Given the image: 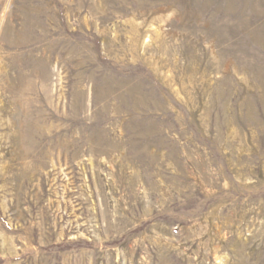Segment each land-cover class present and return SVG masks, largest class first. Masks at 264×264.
Returning a JSON list of instances; mask_svg holds the SVG:
<instances>
[{
	"label": "rangeland",
	"instance_id": "1",
	"mask_svg": "<svg viewBox=\"0 0 264 264\" xmlns=\"http://www.w3.org/2000/svg\"><path fill=\"white\" fill-rule=\"evenodd\" d=\"M0 264H264V0H0Z\"/></svg>",
	"mask_w": 264,
	"mask_h": 264
}]
</instances>
